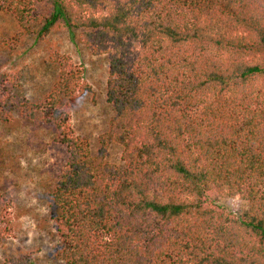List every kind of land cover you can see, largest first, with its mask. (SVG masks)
Segmentation results:
<instances>
[{"label":"trees","instance_id":"trees-1","mask_svg":"<svg viewBox=\"0 0 264 264\" xmlns=\"http://www.w3.org/2000/svg\"><path fill=\"white\" fill-rule=\"evenodd\" d=\"M0 10L23 34L66 29L109 57L114 115L97 154L69 126L84 83L68 56L49 49L59 76L41 103L0 75V122L40 111L67 148L49 194L64 264H264V0H0ZM112 143L122 165L106 160ZM237 196L241 213L222 202Z\"/></svg>","mask_w":264,"mask_h":264},{"label":"rangeland","instance_id":"rangeland-1","mask_svg":"<svg viewBox=\"0 0 264 264\" xmlns=\"http://www.w3.org/2000/svg\"><path fill=\"white\" fill-rule=\"evenodd\" d=\"M53 48L83 72L84 84L67 107L69 126L75 135L87 138L92 153L97 154L114 115L107 99L108 55L93 54L66 29L53 31L46 39L23 34L14 16L0 10V75L19 79V98L41 103L53 89L59 76L50 54ZM42 115L38 111L36 117L26 118L19 109L10 122H0V264L20 255H30L38 264H64L56 256L62 232L52 217L49 194L68 151ZM122 150L112 143L106 160L122 165ZM222 202L237 213L248 204L240 196Z\"/></svg>","mask_w":264,"mask_h":264}]
</instances>
